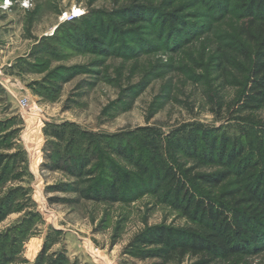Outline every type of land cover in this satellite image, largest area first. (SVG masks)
Wrapping results in <instances>:
<instances>
[{
	"label": "rangeland",
	"instance_id": "1",
	"mask_svg": "<svg viewBox=\"0 0 264 264\" xmlns=\"http://www.w3.org/2000/svg\"><path fill=\"white\" fill-rule=\"evenodd\" d=\"M127 2L0 0V253L6 254L5 264H49L59 255L68 264H195L189 256L156 255L158 246L139 241L154 226H188L148 190L145 178L140 185L134 177L117 202L107 199L102 184L87 187L100 173L99 152L109 159L106 172L132 170L111 150L117 138L130 142L148 127L163 136L189 123H236L244 75L220 60L226 46L232 59H240L233 43L239 21L231 16L209 21L203 0H152L158 10L170 3L167 10L179 9V19L197 28L178 42L155 17L136 29L120 25L118 11ZM74 8L76 17L88 16L85 22L94 32L102 21L110 24L100 51L69 50L54 41L61 46L58 54H39L35 44L46 42ZM77 27H83L81 21ZM61 69L70 76L58 79ZM49 88L56 91L50 95ZM21 98L26 106L19 104ZM251 113L264 118V106ZM59 125L77 131L79 153L93 157L81 172L65 160L60 167L53 164L50 155L62 152L63 143L51 133ZM177 158L194 172L218 169ZM227 187L224 182L214 191ZM218 264H264V250Z\"/></svg>",
	"mask_w": 264,
	"mask_h": 264
},
{
	"label": "trees",
	"instance_id": "2",
	"mask_svg": "<svg viewBox=\"0 0 264 264\" xmlns=\"http://www.w3.org/2000/svg\"><path fill=\"white\" fill-rule=\"evenodd\" d=\"M151 1L128 0L118 11L120 25L136 29L155 17L160 19L159 27L168 31L167 37L176 36L178 42L197 30L179 19V9L167 10L170 3L158 10ZM203 3L209 21L217 20L218 16H231L239 21L233 43L240 59H232L228 53L230 48L226 46L221 49L220 60L238 68L244 75L237 96L239 100H236V109L242 111L235 110L240 114L234 117L236 123L225 127L189 123L163 136L148 127L130 142L117 138L116 145L110 146L111 150L125 158L132 170L112 168L106 172L104 166L110 165L109 159L99 152L100 173L93 177L87 188L91 191L94 184H102L107 199L117 202L133 186L134 177L139 179L140 185L145 178L148 190L154 192L160 202L176 209L187 220L188 226H154L139 241L158 246L153 250L156 255L189 256L195 259V264H218L219 260L233 255L264 250V118L251 113L264 106V0H203ZM86 18L88 16L84 15L65 21L53 35L47 36L46 42L38 41L35 48L39 54H56L57 47L61 46L69 50L93 51L95 48L100 51L110 24L102 21L100 30L94 32L92 25L85 22L88 21ZM79 21L83 24L81 28L77 27ZM54 41L61 46L53 44ZM60 71L55 73L58 79L70 76L66 73L68 70ZM47 91L52 95L56 90L49 88ZM243 111L246 112L242 114ZM59 127L51 131L63 143L61 153L50 155L53 164L57 168L65 160L81 172L88 158L93 160V157L89 152L84 156L79 153L77 131L69 133L65 125ZM178 155L194 160L196 167L217 166L218 169L194 172L195 168L185 167ZM83 172L90 174L88 170ZM224 182L230 183V187L215 192L214 188ZM85 194L86 190L83 191ZM102 197L104 195L98 198ZM5 255L0 253V264L8 261L4 259ZM49 264L68 262L59 255Z\"/></svg>",
	"mask_w": 264,
	"mask_h": 264
},
{
	"label": "built area",
	"instance_id": "3",
	"mask_svg": "<svg viewBox=\"0 0 264 264\" xmlns=\"http://www.w3.org/2000/svg\"><path fill=\"white\" fill-rule=\"evenodd\" d=\"M64 21H70V20H72V19H74L77 15L75 14V13H73V12H70V13H64ZM19 104L23 107V106H26V104H27V100H26V98H21L20 100H19Z\"/></svg>",
	"mask_w": 264,
	"mask_h": 264
},
{
	"label": "bare ground",
	"instance_id": "4",
	"mask_svg": "<svg viewBox=\"0 0 264 264\" xmlns=\"http://www.w3.org/2000/svg\"><path fill=\"white\" fill-rule=\"evenodd\" d=\"M73 11L75 12V14L79 13V11L76 8H74Z\"/></svg>",
	"mask_w": 264,
	"mask_h": 264
},
{
	"label": "crops",
	"instance_id": "5",
	"mask_svg": "<svg viewBox=\"0 0 264 264\" xmlns=\"http://www.w3.org/2000/svg\"><path fill=\"white\" fill-rule=\"evenodd\" d=\"M14 58H15V57H14ZM14 58H13V59H14ZM11 62H12V61H11ZM0 65H3V64H0ZM6 65H9V62H8V63H6ZM0 67H1V66H0Z\"/></svg>",
	"mask_w": 264,
	"mask_h": 264
}]
</instances>
